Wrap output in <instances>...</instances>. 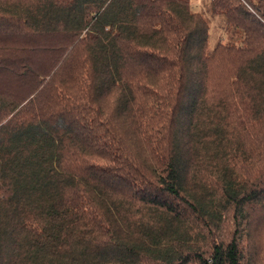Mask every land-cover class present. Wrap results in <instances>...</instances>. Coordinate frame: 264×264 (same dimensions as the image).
I'll return each mask as SVG.
<instances>
[{"label": "trees", "instance_id": "trees-1", "mask_svg": "<svg viewBox=\"0 0 264 264\" xmlns=\"http://www.w3.org/2000/svg\"><path fill=\"white\" fill-rule=\"evenodd\" d=\"M209 52L191 0H0V264H264V0Z\"/></svg>", "mask_w": 264, "mask_h": 264}, {"label": "rangeland", "instance_id": "rangeland-1", "mask_svg": "<svg viewBox=\"0 0 264 264\" xmlns=\"http://www.w3.org/2000/svg\"><path fill=\"white\" fill-rule=\"evenodd\" d=\"M192 9L200 12L207 20L209 25V52L221 42L223 44H240L243 39L241 30L232 29L227 23L226 18L220 14H214L211 9L210 0H191Z\"/></svg>", "mask_w": 264, "mask_h": 264}]
</instances>
